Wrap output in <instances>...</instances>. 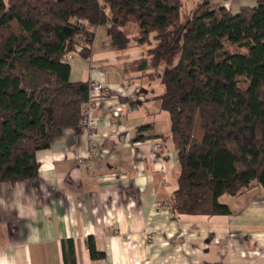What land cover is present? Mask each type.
<instances>
[{"label": "trees", "instance_id": "16d2710c", "mask_svg": "<svg viewBox=\"0 0 264 264\" xmlns=\"http://www.w3.org/2000/svg\"><path fill=\"white\" fill-rule=\"evenodd\" d=\"M181 9L182 0H0V183L36 179V153L79 127L89 83L70 81L68 56L79 46L87 58L104 26L118 49L147 45L126 71L164 86L180 166L174 215H228L221 196L264 188V0L236 13L200 0L183 24ZM87 242L93 260L104 257Z\"/></svg>", "mask_w": 264, "mask_h": 264}, {"label": "crops", "instance_id": "0c3cea01", "mask_svg": "<svg viewBox=\"0 0 264 264\" xmlns=\"http://www.w3.org/2000/svg\"><path fill=\"white\" fill-rule=\"evenodd\" d=\"M210 1L235 13L257 2ZM107 29L94 28L89 56L70 61L71 82L101 88L89 93L93 133L64 129L36 153V179L0 183V264H264V188L224 199L228 215L175 216L163 204L180 170L164 86L127 72L146 50L118 49ZM89 238L103 258L90 257Z\"/></svg>", "mask_w": 264, "mask_h": 264}, {"label": "built area", "instance_id": "2783aa9c", "mask_svg": "<svg viewBox=\"0 0 264 264\" xmlns=\"http://www.w3.org/2000/svg\"><path fill=\"white\" fill-rule=\"evenodd\" d=\"M81 48L79 46H75L74 52L68 56V60L71 61L78 52H80ZM100 86L96 82H91L89 83V93L91 91H100ZM96 109V105L90 100H88L87 104L82 108L81 110V119H80V124L79 128L84 129L88 133L92 134L93 130L96 127V118L94 117L93 113ZM158 147V145L156 146ZM165 206L170 208L168 200H166L163 203Z\"/></svg>", "mask_w": 264, "mask_h": 264}, {"label": "rangeland", "instance_id": "374dc122", "mask_svg": "<svg viewBox=\"0 0 264 264\" xmlns=\"http://www.w3.org/2000/svg\"><path fill=\"white\" fill-rule=\"evenodd\" d=\"M5 2L7 1V0H4ZM248 1V0H247ZM257 1V0H256ZM241 5H243V4H241ZM252 5V4H251ZM256 5V4H255ZM253 6H254V4H253ZM191 9V1H186V0H182V9H181V22H182V24L188 19V16H189V10ZM233 13H235V12H233ZM180 34H181V30H180ZM128 36H130V35H128ZM177 45H179L180 44V35H178V37H177V39H176V42H175ZM130 44L131 45H136V46H139V47H142L144 50H146V52H145V56L147 55V50H148V46L147 45H143V46H140V45H137L136 43H135V41L134 40H132L131 42H130ZM178 55H179V51L178 50H176L171 56H170V59H169V61L167 62V65H166V67H165V69H168L169 67H171V66H173L175 63H176V61H177V59H178ZM160 81H161V79H159ZM238 85L241 87V88H246L247 87V81L246 80H239L238 81ZM228 198V200H229V198H230V196H228V195H224V197H221V198H219V202L221 203V204H223L225 201H224V199H227Z\"/></svg>", "mask_w": 264, "mask_h": 264}, {"label": "water", "instance_id": "95a60500", "mask_svg": "<svg viewBox=\"0 0 264 264\" xmlns=\"http://www.w3.org/2000/svg\"><path fill=\"white\" fill-rule=\"evenodd\" d=\"M57 2H62V1H64V0H56Z\"/></svg>", "mask_w": 264, "mask_h": 264}]
</instances>
